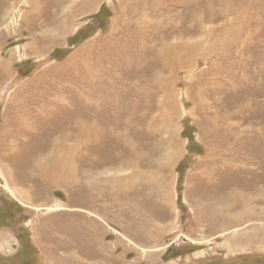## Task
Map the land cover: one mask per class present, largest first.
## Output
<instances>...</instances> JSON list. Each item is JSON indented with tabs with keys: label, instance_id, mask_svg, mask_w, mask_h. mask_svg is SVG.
I'll return each mask as SVG.
<instances>
[{
	"label": "rangeland",
	"instance_id": "obj_1",
	"mask_svg": "<svg viewBox=\"0 0 264 264\" xmlns=\"http://www.w3.org/2000/svg\"><path fill=\"white\" fill-rule=\"evenodd\" d=\"M0 264H264V0H0Z\"/></svg>",
	"mask_w": 264,
	"mask_h": 264
}]
</instances>
